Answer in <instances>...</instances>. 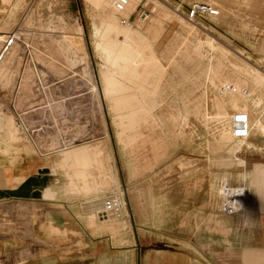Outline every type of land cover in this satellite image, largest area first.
I'll return each mask as SVG.
<instances>
[{"label":"rangeland","instance_id":"rangeland-1","mask_svg":"<svg viewBox=\"0 0 264 264\" xmlns=\"http://www.w3.org/2000/svg\"><path fill=\"white\" fill-rule=\"evenodd\" d=\"M71 1L0 0V164L32 162L38 177L59 158L70 173L61 160L78 149L102 160L78 201L111 264L133 238L137 264H165L172 250L231 264L264 217V0H129L119 16L106 0ZM195 1L219 16L188 22ZM109 21L134 39L137 72L104 52ZM227 107L249 115L247 139L231 138ZM51 175L68 201L69 178ZM115 191L125 208L104 224L96 212ZM231 191L239 202L225 214Z\"/></svg>","mask_w":264,"mask_h":264},{"label":"crops","instance_id":"crops-1","mask_svg":"<svg viewBox=\"0 0 264 264\" xmlns=\"http://www.w3.org/2000/svg\"><path fill=\"white\" fill-rule=\"evenodd\" d=\"M131 16L128 14L127 19ZM235 111L226 108L229 115ZM58 160L55 169L63 171L70 181L71 192L65 195L68 201L56 188L51 175L54 167L35 166L34 172L48 170L36 177L32 162L18 168L0 164V264H95V259L100 261L96 264H111L108 243L94 244L103 236L93 234L88 210L78 201L79 195H90L98 185L100 173H93V154L83 149L65 153L61 161L71 163L70 173L59 167ZM100 181L104 182L102 178ZM259 225L256 231L246 233L251 243L239 249L231 264H264V217ZM129 246L118 254L122 259L112 264H137L134 238ZM160 257L165 264H192L184 252H162Z\"/></svg>","mask_w":264,"mask_h":264},{"label":"built area","instance_id":"built-area-1","mask_svg":"<svg viewBox=\"0 0 264 264\" xmlns=\"http://www.w3.org/2000/svg\"><path fill=\"white\" fill-rule=\"evenodd\" d=\"M111 4L112 10L117 16L122 15L125 11L124 5L129 0H106ZM219 16V11L214 7L204 2H191L185 12V20L194 22L197 19L206 17L215 18ZM148 14L145 11L139 13L140 22L147 20ZM120 25H128L129 20L120 18ZM11 40H7L6 45L10 44ZM264 68V61H263ZM245 93V91H243ZM229 133L232 139L245 140L250 134V118L244 111H235L230 115L228 123ZM240 195L234 191L225 194L223 201L220 204V211L225 214H231L235 211ZM125 208L123 195L119 191L112 192L102 199L101 208L96 212L98 219L118 216Z\"/></svg>","mask_w":264,"mask_h":264},{"label":"bare ground","instance_id":"bare-ground-1","mask_svg":"<svg viewBox=\"0 0 264 264\" xmlns=\"http://www.w3.org/2000/svg\"><path fill=\"white\" fill-rule=\"evenodd\" d=\"M102 27L104 26L102 25ZM100 37H103L102 39H104L105 41V42H102L104 43L103 45L104 52L110 58V61L113 63L114 66L121 67V69L123 70L127 68H133V71L137 72L136 71L137 69L136 68L134 69V67H132V60L134 56V51L136 49V43L134 39L132 38L131 34L125 28H123L122 26L116 25L114 21H109L107 22V25L103 28ZM94 39L96 41V38ZM98 39L100 38L98 37ZM97 45L99 44L97 43ZM122 93L124 92H121V94ZM129 143L132 144L133 141L130 139ZM92 167L95 169L96 168L102 169L103 167L102 160L97 158V161H96L95 159L94 162L92 163ZM119 218H121V213H119V215L115 217L113 216V217H107V218L100 219V222L106 224L111 219H119Z\"/></svg>","mask_w":264,"mask_h":264},{"label":"water","instance_id":"water-1","mask_svg":"<svg viewBox=\"0 0 264 264\" xmlns=\"http://www.w3.org/2000/svg\"><path fill=\"white\" fill-rule=\"evenodd\" d=\"M47 173H48L47 169H39V170L36 171L37 176L44 175V174H47ZM32 196L35 197V195H32Z\"/></svg>","mask_w":264,"mask_h":264}]
</instances>
